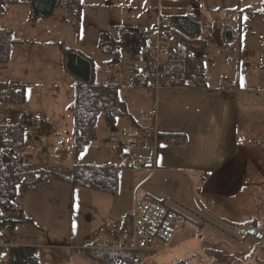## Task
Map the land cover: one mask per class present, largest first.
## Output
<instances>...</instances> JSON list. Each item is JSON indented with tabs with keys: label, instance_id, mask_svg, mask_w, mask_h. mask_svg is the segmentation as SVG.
<instances>
[{
	"label": "rangeland",
	"instance_id": "rangeland-1",
	"mask_svg": "<svg viewBox=\"0 0 264 264\" xmlns=\"http://www.w3.org/2000/svg\"><path fill=\"white\" fill-rule=\"evenodd\" d=\"M20 1L21 4L9 8L6 16L0 18V27L9 29L16 39L36 40L39 46L36 45V48H33L28 44L16 45L12 48L11 62L6 67H0V83L17 84L19 82L25 86L24 103L21 106L12 105L13 108L19 109L20 112L30 109L37 113L43 110L57 113L55 115L59 113L69 115L74 101L75 80L73 86L69 75L61 71V55L53 57L49 53V50L53 49H48L59 50L60 46L65 45L69 49L86 54L93 60L96 82L112 80L124 86L120 97L126 102L127 110L135 122L142 127L154 129L155 120L157 121L158 118L161 131L172 132L171 129H175L176 126L175 123L173 124L174 119L178 120L179 114H185L188 105L193 108L190 104L195 103L196 97L209 96L208 99L211 97L210 108L204 103L199 105L200 117L206 120L208 130L221 129V142L226 132L224 129L232 130V134L226 141H230L228 144L232 146L244 144L240 139L256 131L258 146L261 144V136L264 134L262 133L264 132V5L262 0H248V5L253 4L252 11L245 10L241 16L233 12L225 19L221 17V23L212 27V36L208 40L209 47L204 53V67L207 79L210 78V82L213 80L212 86L215 82L218 87L221 85V91L215 90L208 96L204 95L208 93L195 95L197 93L182 90L162 91L161 89L153 90V88L150 90L149 86L133 88L131 87L133 84L131 63L127 51L121 49L119 62L112 58L104 59L98 52V38L103 33L119 43L125 29L130 28L144 38L149 32L155 30L162 17L165 20L169 17L170 8L175 0H104L101 6L93 5L86 8L84 12L82 10L78 28L58 22L62 17H67L64 8H59L50 18L33 21L30 8L23 4L27 0ZM89 1L94 4L97 0H84V2ZM84 2L82 1L83 5H85ZM223 29H231L228 31L233 34V37L230 39L228 35L222 36ZM54 40L59 41L60 46L46 45ZM138 43H141L140 40ZM244 65L250 67L247 73H242ZM160 91L161 93L157 96ZM217 91L220 93H216ZM18 99L21 100L20 95ZM158 100L160 109L155 115L152 104ZM165 108L167 113L164 111ZM218 113H221V121L215 120ZM146 116H152V119L146 120ZM121 120L126 121L131 127L127 120ZM100 123L102 121L98 124ZM135 126L136 129L126 127L125 130L123 128L117 130V134L113 136L116 146H119L120 142L124 145L125 134L139 130L137 125ZM237 126L239 129H236ZM236 130L238 133H235ZM41 136L43 131L38 138ZM43 139L44 137H41V140ZM203 140L204 138H201V141ZM27 143L31 147L34 145L35 148L42 149L50 143L53 147L50 155H47L48 158L44 159V164L46 163L48 169L64 175L71 174V170L65 169L62 172L57 167L64 169L65 151H69L71 156L73 154V123H60L48 141L40 142L32 138L27 140ZM213 144L219 145V141L215 139ZM159 147V153L165 158L166 164H169L168 154L173 151V144L165 142ZM178 147L180 146L176 148ZM124 148L127 147L124 146ZM259 150L264 153V145L259 147ZM127 152L130 156L118 151L116 154H111V149L101 148L92 154V158L95 156L97 160L121 162L122 165V179L126 182L125 186L123 185L124 191L123 193L119 191L117 200L114 199L117 207H114L107 217L101 206L104 205L106 198L109 200L110 195L77 188L69 202L68 198L62 196L57 197L55 201H50L46 193L43 195V203L47 207L45 209L55 214L50 220L46 219L44 225L25 223L16 225L12 231L1 230L5 248H9L14 243L20 246L35 245L38 250L39 264H97L88 257L87 249L95 248L94 244L99 245L95 239L104 243L103 238L99 236L102 231H114L115 226L122 224L133 207L138 183L145 175L151 178L154 174V169L149 168V171L140 166L128 165L129 161L135 163L146 156L150 157L151 145L146 150L135 147L127 149ZM175 167L176 165H173L170 169ZM195 167L202 173L208 169V167ZM223 167L221 163V173ZM212 171L216 172L217 167ZM160 175L158 173L150 184L141 190V193H146L148 190L162 201L168 198L166 207L184 217L187 222L185 228L179 232L174 245L171 247L156 245L154 252L145 253L139 260V264H264V244L254 246L250 241L244 245L239 244L236 241L238 236L233 228L227 229L221 225V221L224 220L232 226H248L255 220L262 219L264 195L258 194L252 202L243 200L248 188L244 186L247 182L243 184V180L240 179L233 184H227V182L225 184L222 179L203 174L200 179H194L190 183V181L169 179L162 181ZM260 179L264 180V178ZM62 186L69 188L67 185ZM185 206L193 211L195 216L184 211L182 208ZM134 208L130 214L134 213ZM6 217L16 219L18 216L3 213L1 219ZM93 218L98 224L92 222ZM96 227H100L101 232L95 231ZM260 229L264 231V227ZM117 236L120 239L119 244L122 233ZM99 250L94 253H99ZM225 254L231 255L227 263L223 260ZM0 264H7L6 255L0 257Z\"/></svg>",
	"mask_w": 264,
	"mask_h": 264
},
{
	"label": "trees",
	"instance_id": "trees-1",
	"mask_svg": "<svg viewBox=\"0 0 264 264\" xmlns=\"http://www.w3.org/2000/svg\"><path fill=\"white\" fill-rule=\"evenodd\" d=\"M20 0H0V18L6 16L9 8L21 4ZM264 3V0H263ZM30 8L32 20L52 17L59 8H64L67 17L61 19L62 23L79 25L84 5L82 0H27L23 3ZM244 11H233L241 16ZM171 28L168 31L170 56L161 63L162 70L180 72L183 81L196 80L204 89L197 92L208 91L206 83L204 59L208 50V40L212 34L204 33V24L200 17L190 11L183 14L172 15L169 19ZM78 28V27H77ZM223 29L222 36L228 35L231 39L233 34ZM142 42L143 38L133 29L127 28L122 34L121 41L114 42L108 34L99 35L98 50L101 55L112 58L119 62L121 49L127 51L131 63V87L145 88L148 83L136 73V57L138 47L133 46L136 41ZM24 42L16 40L9 29L0 27V67L9 64L11 49L14 45ZM142 44V43H141ZM65 56L67 71L75 79L74 101L70 112L73 117V157L76 161L89 147L91 132L99 123L101 117L109 130H114L119 119H125L132 127L138 125L127 110V104L120 97L123 85L109 80L107 83H97L94 80V64L86 54L69 48L62 50ZM137 75V76H136ZM21 85V86H20ZM0 83V89L9 91L10 95L6 102L10 105L24 103V84ZM193 92V91H191ZM21 96V100L18 99ZM33 114H25L23 125H28L29 118ZM170 134L158 135V143L167 142L179 144ZM28 135L26 128L22 127L11 132L8 141L0 140V230L12 231L18 224H32L21 207L20 200L30 193L35 187L45 183L57 182L67 185L72 190L80 188L96 193L116 196L119 191V173L122 167L96 166L91 164H75L70 175H64L53 169H48L39 163H33L27 154L18 155L13 148H23L27 144ZM118 152L124 150V146H117ZM18 216L16 219L6 217L1 219L2 214ZM130 226L127 230L126 226ZM255 226V225H253ZM132 217L126 219L122 227V233H131ZM87 249V255L97 264H116V260L126 264H139V259L130 252L122 250H99ZM6 255L7 264H39L38 250L31 246H10L0 248V257Z\"/></svg>",
	"mask_w": 264,
	"mask_h": 264
},
{
	"label": "crops",
	"instance_id": "crops-1",
	"mask_svg": "<svg viewBox=\"0 0 264 264\" xmlns=\"http://www.w3.org/2000/svg\"><path fill=\"white\" fill-rule=\"evenodd\" d=\"M82 1L84 2V0ZM103 1L104 0H97L94 4L93 3L91 4L90 1H89L90 3L84 2L85 7L83 9V12L86 8L92 7L93 5L101 6V3ZM262 3H263V0H262ZM106 4L104 6H106ZM251 5H248V0L246 2L245 0H175V2L172 4L170 8L169 17L166 19L169 20L172 15L183 14L185 11H190L193 14L200 17V20L204 24V29H205L204 33L212 34V27H214L215 25H219L221 23V17L225 19L227 16H230L233 13V11H243V10L252 11L254 8H251ZM63 18L65 17H62V19ZM58 22L63 25H71L72 27L74 26L76 28L78 27V25H75V24L62 23L61 20H59ZM16 40H21V39H16ZM26 40H23L24 43L23 42L18 43L17 46L25 45V44H28L29 47L31 46L33 48H36V45L37 47L39 46L36 40L34 41L31 39L27 41ZM98 44H99V38H98ZM46 45L48 47H55L56 45L60 46V43L59 41L54 40V41H50ZM15 46L16 45H14L13 47ZM133 46L138 47L139 43L135 41L133 43ZM63 48H67V46L65 47V45H62L60 46L59 50L55 48H48V49H53V50H49V53L53 57L55 55H61V58H62L61 71L64 74L69 75V79L74 86L75 79L67 71L66 66H65V56L62 52ZM11 53H12V49H11ZM103 58L106 59V57L104 56ZM10 62H11V57H10L9 63ZM107 82H100V83H107ZM211 83H213V80H211ZM215 83L213 86L212 84H210L208 91L191 92V93H197L195 95H198V93H208V94H204L208 96L210 92H215V90L221 91V85L220 87H218V85H216ZM217 83L219 82L217 81ZM162 91H166V90H162ZM175 91H178V90H175ZM218 91L216 93L219 94L220 92ZM160 93L161 91L158 92L157 96ZM218 94H215V95H218ZM208 97L206 98L196 97L195 103L190 104V105H193V108H190L188 105L185 109L186 113L179 114L178 120L174 119L173 124L175 123L176 126H175V129H171L172 132L166 131L167 133H164L163 131H161L158 118H157V121L155 120L154 130L156 129L157 135L170 134L171 135L170 137H173L177 141H179V144H173V147H174L172 148L173 151L169 152L168 154V158L170 161L169 164H166L165 158L163 157V155L159 153L160 147L158 148V156H157L158 167L156 168V170H154V174L151 178L149 177V175H145L141 179L140 183H138L136 187L134 201H133V207H135V204L137 203V201L141 197H144V195L145 197L153 199L154 201H157L160 203L165 202L166 199L162 201L155 194H153L152 192L148 190H146V193H141V190L144 189L148 184H150V182L156 177L158 173L161 174L160 178L162 181L169 179L172 181H187V182L190 181V183H192L194 179H197V180L200 179L201 175L203 174H206L207 176H210L212 178L222 179L223 182H225V184L226 182L227 184H233L234 182H236L237 179H240V180H243V184L247 182V184L244 186L248 188V190L244 193L243 200L245 201L249 200L250 202H252V199L254 197H257L258 194L264 195V180L260 179V178H264V163H263L264 153L263 151L259 150V147L264 145V134L263 136H261V144L259 146H258L259 140L256 136V131L250 132L246 137L240 139L242 140V142H244V144L232 146V144H228L230 141L226 142L227 137L232 134V130L224 129L226 130V132L223 135L224 136L223 142H221V129L208 130L206 128V122H205L206 120L200 117L201 108L199 105H203L204 103L208 108H210V103H211L210 98L211 97L209 99ZM153 106L155 108V115H156V113L157 114L159 113V109H160L159 100L155 104H152V107ZM28 110L29 111L25 110L24 112H20L19 109H15L12 107V105H9L6 109V112H4L6 119L10 120L13 123L22 122L25 114H33L43 119L44 129H43V136L41 137H44V139L41 140V137L38 138V137H34L33 135H29L28 140L35 138V140H39L40 142L46 141V140L48 141L49 138L52 136L53 131L55 130L56 127H59L60 123H64V124L73 123V117H72L70 110H69V115H63L60 113L59 115H55L57 113H49L43 110H41L40 113H37V112L31 111L30 109ZM164 111L167 113L166 108L164 109ZM168 111L170 112L171 110H168ZM53 116H59L60 118L53 117ZM215 120L221 121V113L220 114L218 113L216 115ZM100 121H102V123L97 124V127L92 130L93 134L91 132V142H90L89 147L85 151V153H83L75 161L73 158V154L71 156L69 151H65L66 153V163L65 164L66 165L64 169L63 168L61 169V167H57L59 170H62V172H64L65 169H69L72 171V167L77 163L78 164H91V165H96V166H109V165H115V166H120V167L122 166L121 162L114 163V162H106L105 160L104 161L97 160L95 156H93L92 158V154L94 152H97L101 148H109L111 149V154L112 153L116 154L118 150L115 148L116 142H114L115 139L113 138V136L117 134L118 129L123 128L125 130L126 127H130V126L126 123V121L119 119L117 121L116 128L114 130H109L105 126L104 120L102 119ZM130 128L136 129V127H132V126ZM146 128L147 127H142L141 125H138L137 129L144 130ZM236 129H239V127L237 126ZM235 133H238V130H236ZM201 138H204V140L201 141ZM215 139L219 141V145L213 144ZM113 143L115 144V146ZM159 145H161V143ZM177 146H180V147L176 148ZM32 147H33V150L27 153L28 159L33 163H37V164L39 163L40 165H44L47 167L46 163L44 164V159L48 158L47 155H50V151L53 146L49 143V145L43 149L35 148L34 145ZM175 153H177V155H175ZM142 159L150 160V157L146 156ZM221 163L224 166L222 168V173H221ZM173 165H176L175 169H170L173 167ZM195 166H201V168L208 167V169H206L205 173H202V172H199L198 168H196ZM215 167H217L216 172L212 171ZM142 169L149 170V167H142ZM170 174L174 176L170 177L169 176ZM118 178H119V191L123 193L124 191L123 187L125 186L126 182L122 179L123 177H122L121 170H120ZM61 185L63 184L57 183V182H53V183L49 182V183L42 184L40 186L35 187L30 193H28L23 199H21L20 204L24 211L25 216L27 218L32 219L33 223H37L38 225H44L43 223L46 222V219L50 220L51 216L55 213H50L48 210L45 209L47 207L43 203V200H44L43 195L47 193V198L50 199V201H55L57 197L59 198L62 196L63 198H66V199L68 198V201L70 202L71 195L75 194L74 192L75 189L72 190L71 188H64L63 186L61 187ZM93 193H96V192H93ZM97 194L106 195L102 193H97ZM106 196H108V194ZM116 196L110 195L109 200L108 198H106L103 203L104 205L101 206V209L104 215H106V217L108 216L110 211H113L114 207L115 208L117 207V204L115 205V202H114L118 198ZM168 202H166V206ZM133 207L130 213L132 212ZM52 208L55 210L54 207ZM62 210L61 212L64 213V211ZM263 212H264V209H263ZM130 213L124 218L121 225L118 224L117 227L116 226L114 227V231H110V232L102 231L101 235L99 236L103 238L104 243L99 242L100 240L95 239L96 241H98L99 245L94 244L95 248L89 247V249L90 250L92 249L110 250L111 252H113L114 250H118L123 245V241L121 237V243L118 244L120 239L117 235L122 233V227L124 225L125 220L127 218L131 219L132 214ZM262 215H263L262 219L255 220L252 224H249V225L251 226L255 225V226H258L259 228H263L264 227V214L262 213ZM37 217H39L40 221ZM223 221H221V225L224 228L231 229V227H233L232 225H229L228 222L226 221L223 222ZM92 222L98 224L94 218L92 219ZM18 225H24V224H18ZM99 228L100 227H96L95 231L101 232V229ZM129 228H130L129 225L126 226L127 230ZM1 230L4 231L3 229ZM174 244L175 242L172 245ZM253 245L257 246L254 243ZM13 246H20V245H18V243H14ZM25 246H31V247L36 248L35 245H25ZM229 259H231V255L225 254L223 256L224 263L229 262L230 261Z\"/></svg>",
	"mask_w": 264,
	"mask_h": 264
},
{
	"label": "built area",
	"instance_id": "built-area-1",
	"mask_svg": "<svg viewBox=\"0 0 264 264\" xmlns=\"http://www.w3.org/2000/svg\"><path fill=\"white\" fill-rule=\"evenodd\" d=\"M170 22L161 18L154 32L148 33L143 44L139 47L136 64L137 75L144 79L150 90H185V91H202L204 88L200 86L196 80L183 81L180 77V72L173 69L172 71L164 72L161 63L169 56L168 31ZM249 71V66L244 65L242 72ZM153 81V82H151ZM226 81V79L224 80ZM207 85L210 80L206 78ZM8 92L0 91V140L5 142L10 140L11 132L18 128L16 124L6 119L7 104L5 102ZM151 120V117H146V120ZM29 124L25 125L27 131L31 134L39 136L43 129V120L40 117L32 116L28 120ZM125 146L130 148L139 147L146 150L151 145V159H141L138 162H128L129 166H146L150 165L156 169V155L158 151L157 133L154 129L135 130L132 133H127L123 137ZM15 154L23 155L32 151L31 145H26L23 148H13ZM167 198L164 203H160L148 197H142L135 205L134 213L132 214V230L131 233L122 235L123 245L121 250L133 253L136 259L143 258L145 253H152L156 245L171 246L179 232L185 228L186 219L181 215L171 211L166 207ZM236 232L239 244L244 245L247 241L255 244H264V231L253 226H234L231 227ZM0 233V248H4L5 244L2 241ZM116 264H126L116 260Z\"/></svg>",
	"mask_w": 264,
	"mask_h": 264
},
{
	"label": "flooded vegetation",
	"instance_id": "flooded-vegetation-1",
	"mask_svg": "<svg viewBox=\"0 0 264 264\" xmlns=\"http://www.w3.org/2000/svg\"><path fill=\"white\" fill-rule=\"evenodd\" d=\"M182 209H183L184 211H186L187 213H189V214L195 216V213H194L193 211H191L190 209H188V208H182Z\"/></svg>",
	"mask_w": 264,
	"mask_h": 264
}]
</instances>
